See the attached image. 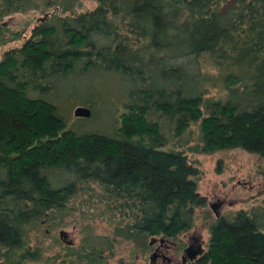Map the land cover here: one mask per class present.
I'll return each mask as SVG.
<instances>
[{"label": "trees", "instance_id": "1", "mask_svg": "<svg viewBox=\"0 0 264 264\" xmlns=\"http://www.w3.org/2000/svg\"><path fill=\"white\" fill-rule=\"evenodd\" d=\"M96 1L41 19L0 57V257L35 259L28 228L66 209L78 186L99 188L91 199L143 250L189 231L207 199L160 122L175 138L199 123L204 153L264 161V0ZM25 2L0 0V46L2 19ZM224 60L235 70L222 78L227 98L208 100L202 65ZM77 107L91 116L75 117ZM215 218L189 264H264V204Z\"/></svg>", "mask_w": 264, "mask_h": 264}, {"label": "rangeland", "instance_id": "2", "mask_svg": "<svg viewBox=\"0 0 264 264\" xmlns=\"http://www.w3.org/2000/svg\"><path fill=\"white\" fill-rule=\"evenodd\" d=\"M46 1L26 0L23 11L2 19L5 25L3 36L8 42L0 46V57L6 50L20 47L41 19L49 20L61 14L63 9L66 13L61 16L67 17L72 12L82 13L97 6L96 0H50V6H46ZM13 32L22 33L23 39H14ZM229 71L235 72L225 60L222 67L209 65L208 62L202 65V73L207 79L206 99L227 98L228 91L222 84V78ZM160 127L168 140V147L182 151L190 164L198 169L197 191L207 199L205 208L195 210L192 228L177 240H171V248L176 249L169 252L172 257L170 264H182L181 257H184L190 236L199 237L203 252L207 251L209 227L216 220L215 212L219 217L230 216L254 204H264V161L241 149L210 154L202 152L199 123L192 124L179 138L173 136L170 124L160 122ZM88 187L93 191L90 193H100L95 185ZM78 188L80 191L66 209L53 212L28 228L25 248L35 255V259L24 260L20 258L22 252L16 251L2 255L0 264H154L150 257L155 250L149 246L150 241L155 239L157 244H161L158 240L162 238H149L148 247L143 250L137 242L123 237L116 215L92 200L91 194L85 191L86 186ZM214 205H218L215 212L211 209ZM61 232L64 234L62 237ZM155 264L168 263L157 259Z\"/></svg>", "mask_w": 264, "mask_h": 264}, {"label": "water", "instance_id": "3", "mask_svg": "<svg viewBox=\"0 0 264 264\" xmlns=\"http://www.w3.org/2000/svg\"><path fill=\"white\" fill-rule=\"evenodd\" d=\"M73 115L75 117L79 118H89L91 116V110L87 107H77L73 111ZM218 205L211 206V209L215 212V208H217ZM215 216L218 217L219 214L215 212ZM64 234L63 232L60 233V236L62 237ZM165 240L164 239H159V243H163ZM155 239L150 241V246L155 243ZM195 248L191 245H189L185 250H184V257H188L190 261H194L198 256H200L203 253V249L201 246H198L195 250ZM156 258V251L151 255L150 260L152 263H154Z\"/></svg>", "mask_w": 264, "mask_h": 264}, {"label": "flooded vegetation", "instance_id": "4", "mask_svg": "<svg viewBox=\"0 0 264 264\" xmlns=\"http://www.w3.org/2000/svg\"><path fill=\"white\" fill-rule=\"evenodd\" d=\"M171 243H172L171 241L165 240L161 244H157L155 242L153 245L150 246V247H154V250L156 251L155 261H157V259H161L163 262L168 263V264L172 262V257H171V254H169V252L171 250H175L176 248H171L170 246ZM189 245L193 246L196 249L198 246H201L202 248L203 244L199 237L190 236L189 241H188V246ZM155 261H154V264H155ZM181 261H182V264H187L190 260L187 256L186 257L182 256Z\"/></svg>", "mask_w": 264, "mask_h": 264}]
</instances>
